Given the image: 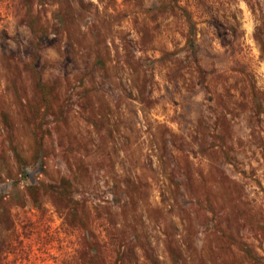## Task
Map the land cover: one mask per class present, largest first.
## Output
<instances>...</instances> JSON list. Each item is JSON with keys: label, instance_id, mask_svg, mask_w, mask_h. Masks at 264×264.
Wrapping results in <instances>:
<instances>
[{"label": "rangeland", "instance_id": "rangeland-1", "mask_svg": "<svg viewBox=\"0 0 264 264\" xmlns=\"http://www.w3.org/2000/svg\"><path fill=\"white\" fill-rule=\"evenodd\" d=\"M90 263L264 264V0H0V264Z\"/></svg>", "mask_w": 264, "mask_h": 264}, {"label": "trees", "instance_id": "trees-1", "mask_svg": "<svg viewBox=\"0 0 264 264\" xmlns=\"http://www.w3.org/2000/svg\"><path fill=\"white\" fill-rule=\"evenodd\" d=\"M24 170V169H23ZM22 172H24V174L26 173V171H22ZM91 264V263H90Z\"/></svg>", "mask_w": 264, "mask_h": 264}]
</instances>
